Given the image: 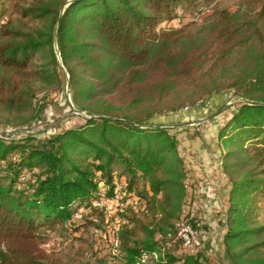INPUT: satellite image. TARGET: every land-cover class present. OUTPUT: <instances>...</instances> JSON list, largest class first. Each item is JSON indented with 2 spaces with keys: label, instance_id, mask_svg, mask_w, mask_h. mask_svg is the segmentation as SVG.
I'll return each instance as SVG.
<instances>
[{
  "label": "trees",
  "instance_id": "obj_1",
  "mask_svg": "<svg viewBox=\"0 0 264 264\" xmlns=\"http://www.w3.org/2000/svg\"><path fill=\"white\" fill-rule=\"evenodd\" d=\"M64 1L0 0V18L13 15L0 19L5 127L16 125L23 111L35 119L36 83H64L53 49ZM209 1L73 0L64 7L57 27L60 58L72 102L92 116L43 138L0 134V264H46L41 229L72 227L76 210L94 199L112 200L118 182L143 205L120 212L126 220L108 264H136L151 252L157 258L144 264L207 260L203 248L166 250L186 195L175 133L124 120L153 124L155 116L224 91L264 102V0H241L235 11L213 7L208 24L196 29L162 26L176 22L180 10ZM217 138L230 182L223 260L264 264V223L257 216L264 203V105L237 102ZM138 179L145 183L140 190ZM104 262L96 257L81 264Z\"/></svg>",
  "mask_w": 264,
  "mask_h": 264
},
{
  "label": "rangeland",
  "instance_id": "obj_2",
  "mask_svg": "<svg viewBox=\"0 0 264 264\" xmlns=\"http://www.w3.org/2000/svg\"><path fill=\"white\" fill-rule=\"evenodd\" d=\"M240 1L211 0L204 3L201 8L211 6L208 14L211 13L213 7L216 9L225 8L230 11H235L239 7ZM178 14L179 21L177 20L173 24L164 27H183L189 24L191 28L196 29L208 24L210 20V15L206 14L203 17L197 16L196 10L191 8H188L186 11L180 10ZM10 16L13 15L10 12H6L0 19L2 21ZM34 87L35 96L32 99V107L40 109L35 115V119L29 121V118H27L28 111H23L17 115L20 117L15 119L17 123L16 125H11V128L4 126L5 123H3L4 121L0 116V134L5 133L11 136H17L30 133L38 138H43L83 122L85 116L72 111V107H77L72 102L70 87L68 93L66 91V78L61 86L36 83ZM239 98L230 92L224 91L211 95L205 100L197 101L194 106H187L167 115L155 116L151 119L153 121L151 123L168 125L196 120L214 112L222 104L229 103L219 113L202 122L170 128V131L175 133L179 140L184 135H202L204 126L215 125L218 128L217 130H219L234 112L237 107V102L240 101L238 100ZM69 101L72 103V106ZM41 105H43V108ZM84 112L87 114L86 110ZM218 143L221 146L219 140ZM183 154L181 150L180 155L183 156ZM116 171V175H118L116 176V182H118L119 175H122L120 167H116ZM28 176L29 174L27 173L25 177ZM118 184L120 183L118 182ZM144 185V180L138 179L135 187L140 190ZM106 202L108 203L102 207H96L97 209H94L95 206L93 205L81 206L72 216V220L74 221L72 227L67 229L59 228L52 232H46L45 229H41L43 235V243L41 246L47 253L46 264H81L92 261L96 257L105 260L104 264L109 263L108 259H111V254L114 253L112 228L116 224L125 222L126 219L121 217L120 212L125 213L127 205L121 204L122 202L120 200L118 203L116 201ZM183 205L184 209L189 212L187 200L183 202ZM257 216L258 221L264 223V203L257 209ZM193 217L198 220L197 217ZM222 224L224 233V222L220 223V225ZM199 231L202 234L199 242L201 248L204 249L207 255V260H203V264L206 261L208 264H232L229 260H223L224 250L221 239L219 240L217 235H215V238L210 240L206 233L202 232L201 229ZM165 246L166 250L174 254H182L185 251L180 240L175 239V237L171 238Z\"/></svg>",
  "mask_w": 264,
  "mask_h": 264
},
{
  "label": "crops",
  "instance_id": "obj_3",
  "mask_svg": "<svg viewBox=\"0 0 264 264\" xmlns=\"http://www.w3.org/2000/svg\"><path fill=\"white\" fill-rule=\"evenodd\" d=\"M204 127L202 135L189 134L178 139L177 151L185 170L184 184L188 181L184 200L189 213L198 218L199 228L210 240L215 235L220 240L223 233L220 223L224 222L230 182L221 167L218 128Z\"/></svg>",
  "mask_w": 264,
  "mask_h": 264
},
{
  "label": "built area",
  "instance_id": "obj_4",
  "mask_svg": "<svg viewBox=\"0 0 264 264\" xmlns=\"http://www.w3.org/2000/svg\"><path fill=\"white\" fill-rule=\"evenodd\" d=\"M210 10H211V6L196 9V15L203 17L204 15L208 14ZM163 26H165L164 23H163ZM117 187H118V190H120V193L110 201H116L118 203L121 197L126 196V200L123 201L121 204L125 206L126 205L131 206L135 210L142 208L143 200H140L135 195H129L126 192H124L122 190L123 188L122 184H118ZM106 201H109V200L94 199L92 201V205L95 207H102L106 203H108ZM173 228H174L173 237H175V239L180 240L182 246L185 249V252L193 253L201 248L199 239L202 238V234L199 231L200 229H199L198 220L184 209L183 204L181 206V210L179 212L177 219L174 221ZM118 230H119V224L114 225L112 228V232H113L112 241L114 243V252L117 250ZM156 258H157V254L154 252L142 253L136 260V264H144Z\"/></svg>",
  "mask_w": 264,
  "mask_h": 264
},
{
  "label": "water",
  "instance_id": "obj_5",
  "mask_svg": "<svg viewBox=\"0 0 264 264\" xmlns=\"http://www.w3.org/2000/svg\"><path fill=\"white\" fill-rule=\"evenodd\" d=\"M72 1L73 0H65L64 3L62 4V6L60 7L59 12H58V15H57V18H56V24H55V30H54V36H53V49H54V53L56 55L57 62L59 64L60 68L62 69V71L64 73V76L66 78V91H67V93L69 91V75H68V72L65 69V67H64V65H63V63L61 61V58H60L58 44H57V27H58V22H59V19H60V15H61L64 7L67 6ZM238 100L247 102L249 104H254V105H264V102L257 101V100H249V99H245V98H241V97ZM228 104L229 103L222 104L219 108H217L214 112L210 113L209 115H206V116H204L202 118H199V119H196V120H191V121H188V122H184V123L164 125V124L135 123V122L128 121V120H124V121L127 122V123H130L132 125L138 126V127H164V128H171V127H174V126H181V125L183 126V125H189V124H195V123L202 122V121H204L206 119H209L210 117L216 115L217 113H219ZM70 105L72 106V103L71 102H70ZM72 111L75 112V113H77V114H80L82 116H85V117L92 116V115H87L84 112V110H82V109H77V108L72 107ZM94 116H99V115H94Z\"/></svg>",
  "mask_w": 264,
  "mask_h": 264
}]
</instances>
